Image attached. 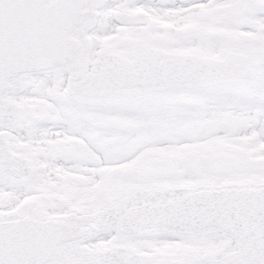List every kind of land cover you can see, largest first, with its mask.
Returning <instances> with one entry per match:
<instances>
[{"label": "snow or ice", "instance_id": "snow-or-ice-1", "mask_svg": "<svg viewBox=\"0 0 264 264\" xmlns=\"http://www.w3.org/2000/svg\"><path fill=\"white\" fill-rule=\"evenodd\" d=\"M0 264H264V0H0Z\"/></svg>", "mask_w": 264, "mask_h": 264}]
</instances>
